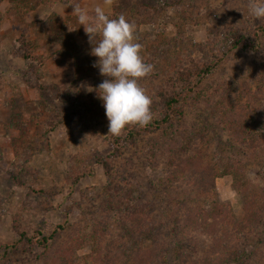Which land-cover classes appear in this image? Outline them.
Listing matches in <instances>:
<instances>
[{
    "label": "rangeland",
    "instance_id": "1",
    "mask_svg": "<svg viewBox=\"0 0 264 264\" xmlns=\"http://www.w3.org/2000/svg\"><path fill=\"white\" fill-rule=\"evenodd\" d=\"M50 1L0 0V264H44L35 255L43 249L17 243L14 224L25 229L35 224L45 228L65 224L55 239L56 248L75 237L86 238L106 218L110 227L105 232V246L116 255L119 264H125V247L132 241L123 227L110 221L107 202L124 209V194L130 190L137 203H142L139 207L148 205L147 216L158 221L170 207V194L179 188L177 184L169 185L164 165L170 144L161 131L145 133L136 144L120 149L118 153H122L110 174L94 161L96 152L108 155L116 147L103 100L98 95L91 101L88 95L97 89L93 64L99 58L91 54L93 45L84 25H79L72 14L74 6L69 5L70 0ZM79 2L90 12L95 5H103V0ZM179 6L174 0H114L106 8L113 18L124 14L136 25V37L143 46L141 54L155 66L152 74L140 80L152 98V109L160 104L161 93L176 88L175 81L167 80L174 65L203 66L216 60L220 47L221 51L227 50V59L214 67L204 87L195 93V97L209 96L213 103L219 98L217 87L225 79L241 77L251 67L258 71L264 58L261 52L235 45L236 39L226 35L237 21L239 30L244 32L264 24V20L249 13L248 0H184L181 7L193 15L189 19ZM193 10L203 16L197 17ZM69 25L74 30L70 31ZM210 37L220 41L218 48L206 45ZM23 41L34 55L43 57V65L35 63L34 68L20 56ZM105 79L111 77L102 76V81ZM89 87L93 91L89 92ZM195 97L184 102L188 118L183 129H192L199 123L197 127L204 131L207 123L213 135L207 144L196 138V147L212 153L218 151L221 141L227 150L238 148L219 114L211 112L203 102L197 108ZM74 109L82 115V122L74 126L73 120L66 121L49 133L44 130V122L56 113ZM33 117H38V124L31 121ZM17 119L32 125L22 132L14 121ZM122 164L126 170L120 168ZM246 173L250 182L264 185V167L259 162H251ZM232 182V176L227 174L216 179V187L220 198L241 219V195L232 188ZM90 254L93 246L83 243L76 251L77 263L87 264Z\"/></svg>",
    "mask_w": 264,
    "mask_h": 264
},
{
    "label": "trees",
    "instance_id": "2",
    "mask_svg": "<svg viewBox=\"0 0 264 264\" xmlns=\"http://www.w3.org/2000/svg\"><path fill=\"white\" fill-rule=\"evenodd\" d=\"M54 1L51 0L50 3ZM174 1L180 5V11L184 12L187 19L193 17L187 13V9L181 7L184 0ZM192 12L197 17L203 16L199 10ZM237 23L239 22L231 24V31L227 30L226 35L236 39L235 45L244 50L264 55V24L249 30L250 32H244L239 30L240 23ZM219 43L216 37H210L206 45L218 48ZM219 52L215 61L203 66L185 68L174 65L167 74V80L175 81L176 88L172 92L160 94V104L156 109L151 108L154 114L152 122L146 127L127 126L120 136H111L116 147L110 154H95L94 161L102 164L107 174H110L122 153H118L120 149L136 144L143 134L161 131L167 136L165 141L170 144L166 148L164 165L169 185L177 184L179 188L175 189V194H170V207L166 208L158 221L147 216L148 205L139 207L138 204L142 203H137L130 190H126L124 194V209H116L113 202H107L106 211L112 218L110 221L123 227L132 241L125 247L128 256L125 264H264V185L253 184L246 173L251 162L257 161L264 167V58L260 61L258 71L251 67V71L247 69L241 77L225 79L222 86L217 87L220 88L218 100L212 103L209 96L195 97V93L198 88L204 87L205 80L213 73L214 67L227 59V50L221 51L220 47ZM18 53L34 68L35 63L39 67L44 63L43 57L34 55L26 41L22 42ZM254 64H258V61H254ZM93 75L97 80V89L88 94L91 101L98 97V86L103 82V75L98 67H95ZM193 96L197 108L203 102L211 112L219 114L224 127L238 146L233 152L223 148L221 141L218 151H212L214 155L205 152V148L196 147L197 142L193 143L198 138L201 144H207L213 137L207 123L203 126L204 131L197 127L199 123L192 126V129H183L188 118L184 102ZM72 120L75 126L82 122V115L75 109L60 111L44 122V130L49 133L56 126ZM14 121H17L22 132H26L32 125V122L29 124L30 122H21L19 119ZM31 121L39 123L38 117H33ZM191 149H196L197 152L194 153ZM121 167L126 170L127 166L122 164ZM90 171L91 168H88V172ZM227 174L233 178L232 188L241 195L244 213L241 219L236 217L231 205L223 201L217 191L216 179ZM82 175L83 173L77 180ZM107 220L109 218H106L103 225L97 223L94 233L88 234L86 238L75 237L70 243L56 248H53L55 239L59 231L65 228V224H57L51 228L35 224L26 229L14 224L13 229L17 235V243L43 249L42 253L35 255L36 260L39 259L44 264H79L75 255L83 243H91L93 246L91 264H119L116 255L104 243L107 240L106 229L110 227ZM134 228L136 232L132 230ZM202 241L204 242L201 244ZM205 244L201 252V247ZM52 248L54 250L48 256Z\"/></svg>",
    "mask_w": 264,
    "mask_h": 264
},
{
    "label": "clouds",
    "instance_id": "3",
    "mask_svg": "<svg viewBox=\"0 0 264 264\" xmlns=\"http://www.w3.org/2000/svg\"><path fill=\"white\" fill-rule=\"evenodd\" d=\"M113 2L103 0V5H95L91 12L79 0H70L69 5L74 6L72 14L78 24L85 27L93 45L91 54L99 58L93 66L101 75L111 77L99 84L98 94L106 109L109 133L120 136L127 126L146 127L154 119L152 98L140 80L152 74L155 66L141 54L143 46L136 37V25L124 14L113 18L106 11ZM248 11L255 19L264 20V0H248ZM69 30L74 29L69 25Z\"/></svg>",
    "mask_w": 264,
    "mask_h": 264
}]
</instances>
